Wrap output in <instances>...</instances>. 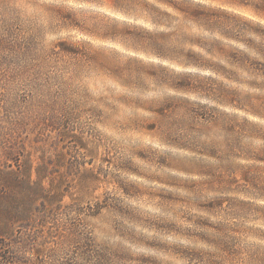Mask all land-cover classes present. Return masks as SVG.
<instances>
[{"label": "clouds", "instance_id": "9594fccd", "mask_svg": "<svg viewBox=\"0 0 264 264\" xmlns=\"http://www.w3.org/2000/svg\"><path fill=\"white\" fill-rule=\"evenodd\" d=\"M0 264H264V0H0Z\"/></svg>", "mask_w": 264, "mask_h": 264}]
</instances>
